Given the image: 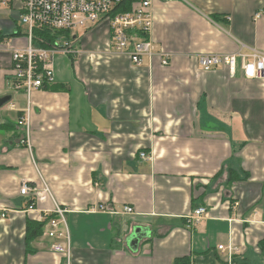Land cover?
Here are the masks:
<instances>
[{
	"label": "crops",
	"instance_id": "obj_1",
	"mask_svg": "<svg viewBox=\"0 0 264 264\" xmlns=\"http://www.w3.org/2000/svg\"><path fill=\"white\" fill-rule=\"evenodd\" d=\"M188 1L153 4L167 66L115 53L106 25L74 33L78 52L54 58L58 88L31 93V148L18 126L28 95L0 49V264H66L45 233L26 241L28 220L56 205L68 209L72 264H264V82L198 61L264 52V0ZM21 12V0L1 3L2 41L26 45ZM219 245L240 250L230 260Z\"/></svg>",
	"mask_w": 264,
	"mask_h": 264
},
{
	"label": "built area",
	"instance_id": "obj_2",
	"mask_svg": "<svg viewBox=\"0 0 264 264\" xmlns=\"http://www.w3.org/2000/svg\"><path fill=\"white\" fill-rule=\"evenodd\" d=\"M11 0H0L7 3ZM128 0H21L20 22L26 26L27 43L25 46H17L9 41H0V49L11 52L12 63L9 69V80L14 90L24 91L28 95L29 105L18 120V126L22 128L20 144L31 148V93L35 89H41L47 85L56 83L54 58L58 53L75 55L74 47L75 31L82 27L85 30L98 25H106L109 29L110 43L117 54L128 55L132 62L140 66L145 58H151L156 54L161 55L162 64H170L167 52H156L151 32L153 27V4L157 1L172 3L175 1L189 2L188 0H136L132 8L127 12H117L119 5ZM36 28H49L51 30H70L72 40L59 41L56 46L44 48L36 46L33 42ZM2 43V44H1ZM200 67L209 71L221 66H227L234 75L241 64L244 77L257 79L264 82V52L251 49L250 53L242 51L236 53L201 54L198 57ZM147 157L146 153L141 154ZM36 190L25 181L21 187L22 195H30ZM38 192L40 199H44L45 193ZM30 208L34 209L33 203ZM93 211H106L102 204L94 205ZM68 209L56 205L51 216L48 212L39 215V221L45 222L44 232L53 239L51 250L62 254L66 264H72L73 249L68 230L66 212ZM125 213H131L130 206L124 207ZM206 212L205 207L195 211L194 219L200 220ZM6 216L5 213L2 214ZM223 252H227L231 260L239 247L234 245H219Z\"/></svg>",
	"mask_w": 264,
	"mask_h": 264
},
{
	"label": "trees",
	"instance_id": "obj_3",
	"mask_svg": "<svg viewBox=\"0 0 264 264\" xmlns=\"http://www.w3.org/2000/svg\"><path fill=\"white\" fill-rule=\"evenodd\" d=\"M136 0H128L121 5H119L116 9L117 12H127L132 8L133 2ZM72 31L70 30H51L49 28H36L34 31L33 42L36 46L50 48L56 46L59 41L64 40H72L73 39ZM4 37L0 36V41H2ZM77 39V37H76ZM45 88L57 89V84L47 85ZM239 176L234 175V171H229L228 181L232 183L234 181L239 180ZM45 226V222L37 221L33 219L28 220L27 225V234L26 241L30 243L35 240L39 236L43 234V228ZM174 264H191L190 259L188 257L177 258Z\"/></svg>",
	"mask_w": 264,
	"mask_h": 264
},
{
	"label": "rangeland",
	"instance_id": "obj_4",
	"mask_svg": "<svg viewBox=\"0 0 264 264\" xmlns=\"http://www.w3.org/2000/svg\"><path fill=\"white\" fill-rule=\"evenodd\" d=\"M1 16H2V14H0V18H3V17H1ZM25 28H26V26H25ZM84 30H85L84 28L80 27V28H78L75 32H78L79 34H82V33H84ZM75 47H78V45L75 46ZM56 56L58 57V59H59L60 57H64V56H65V57H68L67 54H64V53H58V54H56ZM56 56H55V57H56ZM57 57H56V58H57ZM69 58H71V57H69ZM58 59H57V60H58Z\"/></svg>",
	"mask_w": 264,
	"mask_h": 264
}]
</instances>
